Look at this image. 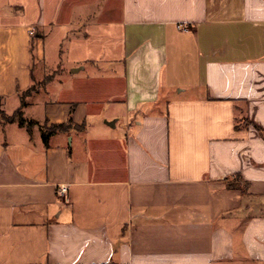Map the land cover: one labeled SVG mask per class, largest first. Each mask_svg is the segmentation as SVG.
Wrapping results in <instances>:
<instances>
[{
	"label": "crops",
	"instance_id": "0c3cea01",
	"mask_svg": "<svg viewBox=\"0 0 264 264\" xmlns=\"http://www.w3.org/2000/svg\"><path fill=\"white\" fill-rule=\"evenodd\" d=\"M31 88L0 264H264V0H0V111Z\"/></svg>",
	"mask_w": 264,
	"mask_h": 264
},
{
	"label": "trees",
	"instance_id": "16d2710c",
	"mask_svg": "<svg viewBox=\"0 0 264 264\" xmlns=\"http://www.w3.org/2000/svg\"><path fill=\"white\" fill-rule=\"evenodd\" d=\"M33 38L34 39L38 38V35H33ZM32 91L33 89L31 88L30 90H28L27 92H24L21 95V106L17 111L14 112L13 115L7 116L3 112L0 111L1 120L7 123L17 122L20 127L26 128L29 132H31L35 126L39 125L38 122L33 121V120H28L27 118H25L24 113H23V108L25 107V98L27 95L31 94ZM47 125L48 124L46 121L44 125L41 126L42 139L46 147H49V141L51 137L56 135L57 133H69L72 130L80 132L85 129L84 125L78 126L74 124L72 116L70 117L67 123L51 125L50 127H48ZM256 128L259 131L260 135L264 138V130H262L258 126H256ZM234 179H235L234 182L226 184V188L227 189H238V190H241L243 193H247L248 187H249L248 183H241L240 175H235Z\"/></svg>",
	"mask_w": 264,
	"mask_h": 264
},
{
	"label": "rangeland",
	"instance_id": "374dc122",
	"mask_svg": "<svg viewBox=\"0 0 264 264\" xmlns=\"http://www.w3.org/2000/svg\"><path fill=\"white\" fill-rule=\"evenodd\" d=\"M52 51V52H51ZM53 56V57H52ZM49 58H51V59H49ZM56 58H58V56H57V53L55 52V53H53V50H51L49 47L47 48V61H46V64H47V73L48 74H51L52 73V71L54 70L53 68H51L53 65L52 64H54L55 62H57V60H56ZM58 60H59V58H58ZM54 61V62H53ZM10 108H8V113L10 114L11 112H9V111H11V110H9ZM0 121H2L1 120V118H0Z\"/></svg>",
	"mask_w": 264,
	"mask_h": 264
},
{
	"label": "built area",
	"instance_id": "2783aa9c",
	"mask_svg": "<svg viewBox=\"0 0 264 264\" xmlns=\"http://www.w3.org/2000/svg\"><path fill=\"white\" fill-rule=\"evenodd\" d=\"M180 28H182V26H180ZM59 194H60L61 196H65V195L67 194V188H66V187H61V188L59 189Z\"/></svg>",
	"mask_w": 264,
	"mask_h": 264
}]
</instances>
